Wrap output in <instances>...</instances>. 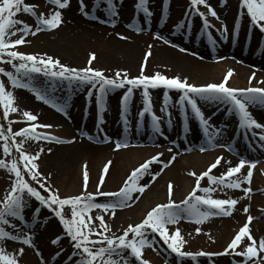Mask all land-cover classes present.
Segmentation results:
<instances>
[{
	"label": "snow or ice",
	"instance_id": "snow-or-ice-1",
	"mask_svg": "<svg viewBox=\"0 0 264 264\" xmlns=\"http://www.w3.org/2000/svg\"><path fill=\"white\" fill-rule=\"evenodd\" d=\"M47 3L57 6L59 9L68 7L70 0H46ZM80 7L87 17L89 13L83 11L87 5L84 0H79ZM107 4V13L115 17L118 13L115 10L114 0H104ZM227 0H221V6H223ZM101 0H95V7H99ZM148 0H137V9L142 10L145 16H151L152 13L147 7ZM190 11H196L203 22L204 28H211L209 21L203 12H199L196 6L204 5L208 8L210 15L216 19H219L215 9L208 5L207 0H190ZM39 5L26 3L25 0H0V63L11 64L15 69V74L11 71H6L0 68V74L6 76L10 81L13 88H24L32 91L38 100L51 104L46 93H42L37 89L32 81L33 74H43L45 77H55L69 82H78L81 86L90 85L92 89H98L99 96L97 97V103L101 104L107 95V93L115 88H124L126 85L130 86L127 89V93L122 98V104L126 107L133 93V89L143 88V97L145 100V107L139 113L142 118L146 113L151 112V101L149 98V88L156 89L163 87L165 89H175L182 92L179 98L181 110H184V105H190L192 112L199 119L203 125L205 135L211 138L219 135L216 133H209V122L205 119L200 108L197 105V100L194 97H199L203 101L219 102L226 105H231L229 111L233 109L239 114L240 127L249 130H260L259 133L253 131V135L264 142V124L255 120L251 113L248 111L249 105L260 104L264 105V88L248 87L246 89H238L227 86L229 79L234 75L232 70H229L220 83H210L203 86H197L188 83L187 79L181 80L180 77L167 78L160 73H156L153 76L144 75V70L147 62V58L151 55L149 51L145 55V64L141 67V75L134 78H129L126 72L122 73L117 71L115 78H108L101 70L91 67L92 61L96 59L95 53L90 54L88 61V67L83 69H77L69 67L60 62L59 59H54L51 56L40 57L34 54H26L19 52L18 46L27 43L26 37L31 34L35 36L40 31L54 30L58 28L62 23V12L57 10L46 15L41 12L37 15L36 9ZM241 8L246 9L250 21L253 25L259 27L261 32H264V0H241ZM21 12L31 15L36 19V27L33 30L32 26L25 23L22 20L15 19ZM97 19V17H93ZM103 22V21H102ZM17 25L22 27L17 28ZM114 26V23H113ZM179 28H183L184 25H178ZM136 31H142V29H136ZM227 25L223 26V32L227 33ZM15 40L11 39L13 36H17ZM210 35V33H209ZM126 39V37H120ZM161 39L159 35L155 37ZM165 43H169L165 41ZM185 51V49H181ZM8 57L7 60L4 57ZM13 61H19L17 65ZM255 78V73L249 78V83ZM27 82H24V81ZM264 83V81H261ZM93 95L89 90L88 96ZM167 98V92H165ZM0 106L3 108V119H8L10 113H15L18 108L14 106V96L12 92L6 91L3 81H0ZM56 110L63 112V107H58L55 104ZM169 117L171 113L168 112L167 103L165 107L161 109ZM27 122H36L38 117L29 111L22 113ZM151 120L155 131L160 132V120L161 117L151 113ZM18 121L8 120V127L5 129L4 125L0 124V140L3 141L2 152L4 157L12 155L13 149L18 153L17 157H13L9 162L0 158V169H6L9 174H14V179L11 180V187L5 193L2 200H0V264H20L19 257H22L25 252L24 247H20L15 253H6L3 247L5 240H11L21 245L31 247L35 249L33 244V238L30 234L21 233L20 228L16 224L12 223L9 218L25 221L23 215L24 209L28 206V201L25 199V195L30 198H34L40 205L48 208L56 218L59 219L63 226L65 235L73 242V252L68 258L70 262L74 260V264H131V259L134 258L138 264H151V262L144 258V249H154V236L158 235L167 245L168 249L172 253H175L180 258L190 257L195 260L197 257H212V256H224L233 255L243 258V264H264V237L257 240L251 232L250 224L255 219L253 216H247V222L239 229L237 234L228 244L227 248L223 252L208 253L199 251L196 253L184 251V245L187 243L184 237L181 235L180 229L176 228L173 234H170L169 225H175L184 219V214L187 217L192 218L195 223L201 224L211 216H231L232 210L235 209L239 203L237 199H214L211 197V193L215 191H223V189H241L244 193L243 198H250L252 192L251 187L242 188V184L247 183L251 185L253 179V169L256 167L255 161L246 162L241 160L235 167H228L226 172L219 177L211 175L212 170L216 169L223 160V157H217L215 162L212 163L208 170L201 173L196 177V184L188 196L177 204L173 199V185H168V203L160 204L149 211L143 221L136 225H129L123 230V234L110 238L107 233L111 230L105 216L103 214L92 215L93 210H101L103 213H109L110 217L115 216L117 209L125 207H131V202L134 200V194H143L147 185H141L139 181L149 174L150 167L153 163H161L162 168H168L171 162H174L176 156L171 158L169 163H163L159 157L163 153L153 156L149 160L145 161L139 167L135 168L127 179L124 181L123 186L117 192H103L101 186L105 182V175L108 174L111 161H109L103 168V174L100 176L99 183L95 193L87 191L89 182V173L87 171V165L84 166L83 180H84V192L81 195L61 197L59 190L54 189L49 183L50 176H44L39 171L40 154L44 151L43 148L36 154L28 153L24 150V143L28 140L46 141L56 143H74V140H63L54 135L38 132L37 129L51 128V125H41L38 123H31L28 127L22 128L19 131L13 132L12 124ZM127 124V120H125ZM16 137L23 138L19 142L16 141ZM105 142H109V138L105 136ZM127 142H116V150L122 147H128ZM223 146V145H221ZM206 149L201 148V151ZM51 149H49V152ZM171 151V149H169ZM230 164V162H228ZM248 163L249 170L247 175L243 179L231 180L230 178L239 174L241 169ZM22 164V167H21ZM157 174H152V180L156 179ZM189 175L196 176L195 172H190ZM28 177L26 179L25 177ZM207 178L210 185L215 187H201V181ZM39 186V189H43L48 193L47 196L43 195L41 191L33 186V183ZM201 192L204 195H198ZM111 197L113 200L105 203L96 202L97 197ZM70 207L71 218L65 217V207ZM202 206H206L202 210ZM215 210V211H214ZM244 213L249 212V206H245ZM264 212V209H261ZM39 209H36L34 216L38 215ZM99 222L98 224L96 222ZM5 226L13 229V232L6 230ZM197 234L200 233V229H196ZM96 236L97 239H92ZM153 236V239H149ZM131 237V238H130ZM63 237H57L52 241V244H57ZM240 249V250H238ZM155 250V249H154ZM36 255L40 257L41 264H48V261L43 258V254L35 249ZM127 253V255H126ZM61 255L57 252L53 257V260L57 259ZM76 258V259H74ZM239 264V262H234Z\"/></svg>",
	"mask_w": 264,
	"mask_h": 264
},
{
	"label": "rangeland",
	"instance_id": "rangeland-1",
	"mask_svg": "<svg viewBox=\"0 0 264 264\" xmlns=\"http://www.w3.org/2000/svg\"><path fill=\"white\" fill-rule=\"evenodd\" d=\"M32 1V0H30ZM161 1H164L165 3H168L171 7L174 8L173 11H175V13L177 14V16H173L172 13L170 12L165 13L164 17L162 16V11H161ZM26 3H33V2H27L25 0ZM90 2V0H89ZM164 3V4H165ZM208 5H210L213 9H215L219 19H216L214 17H212L210 15V13L208 12V8L205 7L204 5H199L196 6L199 10V12H203L205 14V16L207 17L209 23L214 26L215 28H217V30H220L221 32H223V26L227 25V30L228 32L231 33L232 36V24L234 21H240V23H243L242 28L240 26V29L242 30V32L245 31L246 27L248 25H253L250 21V17L247 14L246 9H242L241 8V0H227V2L221 6V0H207ZM104 2V0H101L100 6L97 8L99 11V14H101V18L104 21H108V23H104V25H101V23L99 22V27L104 28L105 30H107V34H112L114 37L112 38L113 40H115L116 42H121L119 39H117V36H121V37H126L128 44H134L137 43L138 48L140 49V53L137 55L136 59H135V63H134V68L133 71H129L126 69V65L123 64V60L124 58L117 56L116 58L113 59L111 64H104L101 63L98 59H95L94 61H92L91 67H93L94 69L97 70H101L104 72V75L108 78H115V73L117 71H121L122 73L126 72L128 74L129 78H134V77H138L141 75V67L142 65L145 64V55L146 53H148L149 51L151 52V54L153 53V51L156 49L155 45H157L158 48H162V49H166V50H170L176 54L182 55L187 59H190L191 61H193L194 63H205V64H210L213 66H222V71L219 75V77L216 80H210V79H203L200 78L199 74H194L192 77H186L188 83L190 84H194L197 86H203V85H207L210 83H220L222 82L224 76L227 74V72L229 70H232L233 68L231 67H239L241 69L244 68L245 70V74L243 78H238V76L236 75V73L234 72V75L229 79L228 85L229 87L232 88H238V89H246L248 87H258V88H264V83H261V81H264V73L263 71L260 73H263L262 75H259L261 77V79H258V74H255V78L251 81V84L249 83V78L253 75V73L256 71L254 68L248 66V64H241L239 63V60H234V58L232 56H222L220 54L218 55H212L209 58H203L204 53L206 54L207 49L205 48V44L208 43L206 41V39L208 40H213V37L215 36V33L213 31L209 29H205L204 31H202L201 27H200V16L196 14L195 10H192L191 13L189 14L191 5H190V0H180L179 3H177L175 0H148L147 3V7L149 8V10L151 11L152 15L151 16H146L147 21L140 26V29H142V31H136V29L134 28H129L127 29L129 34L123 35L120 32H124L123 30H116V26L118 25V19L117 16L119 14V17H121V12L122 10L127 7L128 10L132 11L133 6H137V0H114V6H115V10L118 13L115 17H113V19L109 18V15H107V4ZM226 4L232 5L231 6V11H229L227 8H225L224 6ZM168 6V5H166ZM61 11L62 12V19H63V23L56 29L54 30H50V31H40L39 33H37L35 36L29 34L26 37V40L28 41L27 43L20 45L17 47V49L14 50H18L19 52L22 53H26V54H34L40 57H45V56H51L54 59H59L60 62L64 65H67L69 67H73V68H77V69H83L85 67H88V61L90 59V54L95 53V56L97 57V50L96 49H92V48H96L97 44H92V42H89V44L86 46L87 48H84L83 53L81 54V58H80V62L79 63H75L73 60L70 59L69 54L67 53L66 55L61 53L62 50V44L58 42L59 40H61L63 37L68 36V33L65 31L66 28V22L70 21V19L68 18L69 16L67 15L69 12L70 13H74V18H76V20L78 21H85L88 23H91L89 21H92V18H88L85 17V15L83 14L81 7H80V2L79 0H70L68 7L64 8V9H59L58 7L53 8L51 11V13H53L54 11ZM205 10H207L208 15L205 13ZM84 11V10H83ZM141 11V16L143 13L142 10ZM68 12V13H67ZM88 12V11H87ZM44 13V12H43ZM49 13V15L51 14ZM175 14V15H176ZM230 15V18L228 21H226L223 16L225 15ZM187 17V20L184 22V27L181 30L177 29V26L179 25L178 22H180L179 20L182 17ZM15 19H19L24 21L25 23L29 24L30 26H32L33 30H35L36 27V23H35V19H33V17L29 14L23 13L21 12L20 14H18L16 17H14ZM99 19V17H98ZM116 21H113V20ZM129 17L128 20L129 21ZM241 19V20H240ZM244 19V20H243ZM89 20V21H88ZM112 21V22H109ZM124 26L127 24L126 20L124 21ZM114 23V26H113ZM68 25V24H67ZM17 28L22 27V25H17ZM143 27V28H142ZM254 27V26H253ZM202 31L204 34V38H197L194 37V32L197 30ZM175 33V35L177 36V41L171 39V36L169 37V33L172 31ZM116 32V34L114 33ZM210 33V35H209ZM225 34V33H224ZM159 35L160 37H162L161 39H156L155 37ZM19 33L17 36H13L11 37V39L15 40L16 38H18ZM137 37V38H144L145 41L144 42H130L131 41V37ZM225 36V35H223ZM216 37V36H215ZM183 38H188L189 41L186 43L185 40H183ZM199 40H202V43H200ZM225 40V38H224ZM254 42L259 43L257 38H253ZM165 41H168L169 43H165ZM124 43V42H123ZM180 43L184 44L185 46L180 47L178 46ZM201 47V48H199ZM181 49H185V51H181ZM151 56V55H150ZM149 56V57H150ZM149 57L147 58V62H146V66H145V70H144V75L147 76H153L156 73H160L161 75L167 77V78H174V77H180L181 80L185 79V77H182L180 75H176L175 72L170 68H168L167 66H150L148 68V61H149ZM5 60L8 59V57H4ZM13 63L15 64H19V61H13ZM228 64H231L228 65ZM227 65V66H226ZM252 66V64H249ZM0 68L5 69L6 71H11L15 74V69L12 67L11 64H7V63H0ZM135 69V70H134ZM258 71V70H257ZM205 76V74H204ZM0 81H3L6 91L12 92L13 96H14V106L18 108V111L15 113H10L8 119H3V108L2 106H0V124L4 125L5 129L8 127V120H12V121H18L17 123H13L12 124V130L13 132L15 131H19L22 128L28 127L31 123H38L41 125H50L48 124L50 122L49 119H47L46 117H43L44 114H46V112L51 113L52 115H54L55 117H59L60 119L63 117V114H61V112L56 110V107H53L52 105L55 104L58 107H63L64 110H66L67 106L69 105V107L72 108H76L77 111H79V109H81L82 102L83 101H87L89 103L93 102L94 100L97 101V97L100 95L98 89H92L90 85H84L81 86L78 82L72 81L69 82L68 80H63L60 78H55V77H45L42 73L41 74H33V85L39 89L42 93H46L47 97L50 101H52V104L49 103H45L41 100H38L36 98V95L28 90V89H24V88H13L10 81L8 80V78L6 76H3L2 74H0ZM233 81H236V85L235 83H233ZM24 82H27L26 80ZM128 85H126L124 88H120V89H111L109 92H115L116 96L114 97V101L116 100L115 106H118V102L120 101V98L123 97V95H125L127 93V89H128ZM75 89V91H74ZM165 89V88H163ZM58 91V93H61L62 95H66L67 92H72V93H76L78 95L77 98H79V100L81 101V103L78 105L77 103L74 105V102H71V100L67 101L64 98L61 99H55L54 96H51V92L53 91ZM89 90L92 91L93 95L91 97L88 96V92ZM149 91V90H148ZM66 92V94L64 93ZM164 95V92H158V95ZM109 95V94H107ZM143 95V88H136L133 89V93L131 96H142ZM159 95V96H160ZM109 98V97H108ZM88 99V100H87ZM197 100V98H196ZM198 105V102H197ZM73 106V107H72ZM155 108H157L158 106L155 104L154 105ZM199 106V105H198ZM220 110H222L221 114L219 112V108L217 109H212L210 107H206V108H202L200 107V110L202 112L203 115L207 116V118H209L213 123L212 125H215L214 127H218V128H223L225 131L227 132V135L231 134L232 132V128H230L224 121L225 117H224V111L228 108H230V105H226V104H220ZM173 108H175L173 106ZM42 109V110H41ZM41 110V111H40ZM74 110V109H73ZM218 110V111H216ZM24 111H29L32 114L36 115L38 117V120L36 122H27L26 118L23 117L22 113ZM248 111L251 113L252 117L257 120L258 122H263L264 123V110L260 109L258 110L259 113H255L252 111V109H250V107L248 106ZM219 112V114L217 113ZM227 114V113H226ZM229 115V114H227ZM62 116V117H61ZM116 116V114L113 115V117ZM43 117V119H42ZM235 124V119L233 121V125ZM232 125V127H233ZM44 128L38 129V130H43ZM44 130H49L50 132H52V134L56 137L59 138H64L63 134H58L57 130H51L50 128H45ZM43 130V131H44ZM74 132L73 130L70 131L69 134L65 135V138L68 139L70 138L69 136H74ZM23 138L21 137H16V141L19 142L20 140H22ZM80 139V138H79ZM83 140V139H80ZM227 140L225 139V142ZM3 141L0 140V145H2ZM64 144V143H63ZM78 143L75 142L74 146L77 145ZM63 146L61 143H56V142H46V141H35V140H28L24 143V150L28 153L31 154H36L37 152H39V150L41 148H43V152L40 154L39 160L37 161L38 165H39V171L44 175V176H50V181L49 183L53 186L54 189H58L59 190V195L63 198V197H69L70 196H77V195H81L84 192V184L80 185L79 187H77L76 189H74V191H72L71 193L69 192H65L66 188L64 180H66L65 178H69L71 174H75L78 178L79 173H78V168L79 166H81V164H83L80 159H78L75 162L72 161H66L65 163H60L61 165L58 164V159L57 156L55 155L54 152H52V149L50 147L47 146ZM110 145H104V146H108ZM51 149V151L49 152V150L47 149ZM168 152H169V148L171 149V151H174L171 145L170 146H165L164 147ZM124 150L122 148L119 149ZM125 152V151H124ZM198 152V151H195ZM193 152V153H195ZM222 149L221 148H214L212 150H209L206 152H198L197 155L199 156H203V155H211L209 156L204 164L202 165V167L200 169L197 170H193L196 175L199 172H202L205 170L206 167H208L209 165H211L213 162H215L216 158L219 156L220 153H222ZM51 153V154H50ZM184 153L180 154V159L185 158ZM18 153H16L15 149H13L12 151V155L9 157H4L3 156V152H2V147H0V158L5 159L7 162L10 163L11 159L13 157H17ZM149 156V155H148ZM145 157L144 159H141L140 161H138L137 163H135L131 169L127 172H124L122 174V176L120 177V183L121 184H117L114 188L109 189L106 187L105 182L104 184L101 186V191L103 192H117L119 191V189L123 186L124 181L127 179V177L129 176V174L137 167H139L141 164H143L145 161L148 160L149 157ZM151 156V155H150ZM169 157H166L162 160V158H160V161H162L163 163H169L170 160L168 159ZM105 161H101L100 165L103 164ZM237 161H234V165L236 164ZM178 163V162H177ZM173 165V164H172ZM172 165H170L168 168H162V164L161 163H153V166L158 167L157 170H159V172H156V174L158 173V175L156 176V179L153 183V185L156 183L159 184V187L163 188L165 187L166 184V180L163 179L161 177L163 172H167V170H169ZM22 167V164H21ZM257 171V172H256ZM222 172V171H221ZM218 173V174H223L222 173ZM244 172L246 173V166L244 168ZM262 172H264V153L261 154L259 160H258V164L256 165L254 172H253V179H252V184H256L259 185L260 187L264 186V177ZM129 173V174H128ZM216 173V171H215ZM26 179H28V177H25ZM161 178V179H160ZM14 179V174H9L7 172L6 169H0V200L3 199L5 193L10 189L11 187V180ZM99 179L98 175H96V177L94 178V185L93 186H89L87 187V191L91 192V193H95L96 189H97V185L99 183ZM160 179V182H158V180ZM188 179V178H187ZM122 180V181H121ZM144 180V178H143ZM194 181V180H193ZM192 179H189V184L188 187L186 188V190L184 191V195L183 198L187 197L188 194L192 191V189L195 187V181L193 182ZM30 183H33V186L37 187L39 189V186L34 184V182H31L29 180ZM150 179H147L143 184L141 185H147L148 187L146 188V190L144 191V193L141 195L139 193L134 194L135 197L138 198H134V200L131 202V207H125L122 209H117L115 214H118L120 212L122 213H128L131 216H127V219L122 221V222H117L115 221V223H113V221H111L113 218L109 217V213H103L101 210H93L92 215L95 217L96 215H101L103 214L105 216V220L107 221L109 227H110V231L107 233V235L110 238H115L118 237L120 235L123 234V230L126 229L129 225H136L139 224L143 221V219L146 217L147 213L149 211H151L153 208H155L157 205L156 202H149V204H147L145 202L144 206L145 208L143 209L142 213H140V217L138 218H134V216H132V214L130 213V211L135 207L136 202H141L142 199H144L145 194L148 193V189L151 188L152 184L150 185ZM65 185V186H64ZM202 187V186H201ZM248 187V186H246ZM264 189V187H262ZM41 191V193L45 196L48 195V193L44 192L43 189H39ZM198 195H203L202 193ZM263 195V199H264V192L259 193V195ZM214 194H211V196L213 198H218L216 196H213ZM256 194L254 192H252L250 194V196H255ZM25 199L28 201V206L24 209L23 215L25 217V221L28 225L27 227H31L33 228L32 230H28L31 232L32 234V238H33V244L35 245V248L38 249L44 257V254L46 253V251H50L48 250L47 246L51 249V251L49 252L50 255L52 254L53 256L57 253L60 252L61 255L54 260L53 264H74V260L72 262L69 261V257L71 256L72 252H73V242L70 241V239L65 235L63 226L61 225L60 221L58 218H56L54 216V214L46 207H44L43 205H40L38 201H36L34 198H30L27 195H25ZM114 198H108V197H104V196H100L97 197L96 202L99 203H105V202H109L111 200H113ZM179 203L181 202V198L178 199ZM175 201V200H174ZM252 199L249 198V203H251ZM161 203L163 204H167L168 200H163ZM137 206V205H136ZM36 209H39V213L38 215L34 216V213L36 212ZM64 214L65 217L70 219L71 218V210L70 207L66 206L64 209ZM139 215V214H136ZM10 221L14 224L17 225V227L19 228L21 226V221L13 219V218H9ZM229 219V218H226ZM264 221V216H262L261 218L256 217L253 220V223H258ZM97 224L99 223L98 221L96 222ZM245 224L244 221H240V222H236L235 223V228H234V232H237L238 229L240 227H242ZM25 227V226H24ZM170 227V225H169ZM12 229V228H10ZM28 229V228H27ZM13 230V229H12ZM49 231H51V234L47 235L49 233ZM14 234V233H13ZM46 236H44V235ZM43 236L42 239H46V242H48L47 245H45V247L41 248L40 247V238ZM57 237H63V239H61L59 241V243L57 244H50V242H52L54 239H56ZM131 238V237H130ZM152 238V237H151ZM92 239H97L96 236H93ZM161 240V239H160ZM161 242L164 244L163 240H161ZM164 249L168 250V247L166 244H164ZM18 250V249H17ZM35 250V249H34ZM32 250V251H34ZM185 250V249H183ZM198 249H194V251H197ZM200 250H205V249H200ZM214 251H219L220 248H216V249H212ZM207 251V250H205ZM170 252L169 256H173L172 258H174L175 260H187L188 261V257L185 258H180L177 257V255L175 253H172L171 250L167 251ZM13 253V251H12ZM48 253V254H49ZM127 255V253H126ZM76 259V258H74ZM173 259V260H174ZM20 260V264H24L23 260L21 259V257H19ZM46 260V259H45ZM162 261H166V260H162ZM132 262V259H131ZM162 262V263H164ZM186 263V262H185ZM225 263V262H224ZM188 264V262H187ZM251 264V263H250Z\"/></svg>",
	"mask_w": 264,
	"mask_h": 264
},
{
	"label": "bare ground",
	"instance_id": "bare-ground-1",
	"mask_svg": "<svg viewBox=\"0 0 264 264\" xmlns=\"http://www.w3.org/2000/svg\"><path fill=\"white\" fill-rule=\"evenodd\" d=\"M27 2H33L31 4L34 5H39V7L36 9L37 15H39L42 10L44 11L47 7L42 3L40 0H26ZM86 2L88 0H85ZM92 1V0H91ZM177 3L180 2V0H175ZM93 3V1H92ZM91 3V4H92ZM30 4V3H29ZM231 6L229 4H226L224 7L227 8L229 11H231ZM174 8L172 7L171 12L173 16H177L175 11H173ZM129 11L127 7H125L122 10L121 17L118 19V25L116 26V30H123L124 32H120L123 35L129 34L126 25L124 26V21L128 18L129 16ZM68 13V12H67ZM205 13L208 15L207 10H205ZM176 14V15H175ZM70 19V21L66 22V28L65 31L68 33V36L63 37L61 40L58 42L63 43L62 44V50L61 53L63 54H69V57L71 60H73L75 63L80 62L81 54L83 53L84 48H87L89 42H92V44L96 43L97 47L92 48L97 50V57L101 63L104 64H111L113 59L116 58L117 56H120L124 58L123 64H125L126 69L129 71H133L134 68V63L137 55L140 53V49L138 48L137 43L134 44H128L125 43L127 42L124 39H121V36H117V39H119L121 42H116L112 38L114 37L112 34H107V30H105L102 27H99V25L94 22V23H88L85 21H78L76 18H74V13H68L67 14ZM225 15V14H224ZM223 18L228 21L230 18V15H225ZM68 24V25H67ZM116 34V32H114ZM260 34V33H259ZM194 37H202L200 33L197 31L194 33ZM171 36V39L177 41L176 36H173L172 33H169V37ZM144 42V38H137L132 36L130 42ZM200 43H202V40H199ZM124 42V43H123ZM87 46V47H86ZM95 46V44H94ZM238 46V43H237ZM156 49L153 51L151 56L149 57L148 61V68L150 66H167L168 68L173 70L176 75H180L182 77H192L194 74H199L200 78L203 77V79H210V80H216L222 69V66H213L210 64H205V63H194L190 59L185 58L182 55L176 54L170 50L158 48L157 45H155ZM230 44L226 45H219L218 48L220 49V52L223 53L222 55L224 56L225 54H229L232 56H237L240 58L242 55V51L239 48L231 49ZM257 48L258 45H256ZM88 49V48H87ZM254 52V51H253ZM252 60L256 61L258 60L257 56L252 57ZM258 64H262L259 62ZM231 66V64H228ZM227 66V65H226ZM233 68L232 70L236 73L238 78H243L245 74V70L241 69L239 67H231ZM135 70V69H134ZM205 74V76H204ZM236 85V81H233ZM66 94V92H64ZM54 96L55 99H61L64 98L67 101L71 100V102H74V105L79 103V98L75 93L72 92H67L66 95H62L61 93H58V91H53L51 92V96ZM116 96L115 92H109V98L107 101H105L106 105L109 107V112L116 114L117 116L120 117V115L123 117H127V121L129 124L131 123V126L134 127V125H138L139 129L142 132V135L140 137L134 138L132 141L134 142H127L129 145L128 148H122L124 150H116V142L121 139V137L118 135V137L114 136L116 133V130L114 128V123H111L110 119H108V115L106 112H104L102 109L98 108L97 113H98V127L105 132V134L111 135L114 137V142L111 143L108 146H93L88 143H86L83 140H75L78 144L74 146L75 142L70 144V145H63V146H47L52 149V152L55 153L58 159V164L61 165L60 163H65L66 161H72L75 162L78 159L83 161L81 166L78 168V173L79 176L75 174H71L69 178H65L64 180L65 187V192L71 193L79 187L80 185L84 184L83 180V172H84V166L87 165V171L89 173V186L94 185V178L96 175H98V178L103 174V168L104 166L111 161V165L109 168L108 174L105 175V185L107 188L112 189L114 188L118 183H120V177L124 172H128L131 167L140 161L141 159H144L148 155V160L152 158L153 156H157L159 153H163L162 156L159 157L162 158V160L166 157H169L168 159L170 160L173 156H176V159L174 162H171L173 165L172 167L167 170V172H163L161 176L162 180H166V184L164 189L159 187V184L155 183L151 188L148 189V193L145 194L144 199L141 200V202H136L135 207L130 211L132 216L134 218L140 217V213H142L143 209L145 208L144 204L145 202L149 204V202H156L157 204H163L161 203L163 200H168V185L171 183L173 185V197L172 199L175 200L176 203H179L180 201H183L185 198H183L184 191L188 187L189 179L191 178L192 181L194 180L196 183V176L200 175V172L196 176H191L189 175L190 172H194L193 170L200 169L202 165L204 164L205 160L211 156L209 154L199 156L197 155L198 152L193 153L191 150L194 147L199 146V140L196 137H192L191 141L194 145H190L189 149H185L181 147L179 144L176 142V150L172 152H167L164 151V143L154 141L150 136L152 134L151 129H149L148 126H150V122L148 123V119L145 120V123H139V116L135 115V111L137 108H135L136 104L134 107L130 105L129 111H126L127 113L125 114L123 110H125L124 107L119 106L115 108V104L113 99ZM198 99H200L198 97ZM132 103V102H131ZM199 103L204 104V103H211L213 106H218L219 102H205L201 100ZM82 109L84 107V104H82ZM129 105V104H127ZM72 106V107H73ZM255 107V106H254ZM253 107V108H254ZM263 108L264 105H261ZM260 107V108H261ZM74 109V110H73ZM77 109L74 107L72 110L69 112V117H62L61 119L59 117H55L49 112H46V114L43 115V117H46L47 119L50 120L48 124H50L52 127L50 128L51 130H57L58 134H63V137L65 135L69 134L70 131L73 130H78L79 128V121L81 122L84 114V109ZM256 109V107H255ZM42 110V109H41ZM40 110V111H41ZM122 110V111H121ZM119 112V114H118ZM256 114L259 112L253 111ZM151 113H155L156 116L157 112L156 109L151 108L150 112V119H151ZM42 117V119H43ZM159 117V116H158ZM232 117V116H231ZM230 119H226L228 122L231 121ZM94 120H90L87 124V129L91 132L94 133L95 129V124L93 123ZM213 123V122H212ZM263 124V123H261ZM45 125V124H44ZM47 125V124H46ZM153 125V124H152ZM211 125V122H210ZM215 126V125H213ZM153 127V126H152ZM189 127L191 126V122L189 123ZM211 127V126H210ZM45 129V128H44ZM43 129V130H44ZM165 130V129H164ZM211 130V129H210ZM44 130L43 132H45ZM213 131V128H212ZM48 134H52L49 130H47ZM53 135V134H52ZM70 138L74 139L73 136H69ZM221 137V134L218 135V138ZM128 141V140H127ZM214 144L218 143V140L213 141ZM211 146L204 145V148H210ZM49 150V148H47ZM207 150V149H206ZM125 151V152H124ZM187 152V154H184L185 158L180 159V154ZM51 154V153H50ZM240 155H244L245 153L239 152ZM151 155V156H150ZM253 159H258L257 156H253ZM251 159V158H250ZM101 161H105L103 164L100 165ZM171 161V160H170ZM178 162V163H177ZM230 160L226 157L223 156V160L221 161V164L219 166V169L222 171L223 169H226L228 167H233L234 164L228 163ZM158 167L153 166V164L150 167L149 174H146L143 178L146 179L148 176L152 177V174H156V172H159L157 170ZM220 171V172H221ZM257 172V171H256ZM129 174V173H128ZM246 175L244 174L243 170L241 169V172L239 174H236L233 176V180L236 179H243ZM143 178L139 181L140 184L144 183ZM160 178V179H161ZM188 178V179H187ZM160 179L158 182H160ZM122 181V180H121ZM193 181V182H194ZM202 186L204 185L206 187L212 186L215 187L214 185H210V183L206 180L201 181ZM250 186L252 189V192H254L256 195L255 196H250L252 199L251 203L248 204L249 198H243L244 193L241 189H236V191H231L228 189H223V191H215L211 194H214L218 198L216 199H237L239 203L236 205L235 209L232 210V215L227 216L229 219H219V218H212L209 217L207 220L204 221L203 226H200V233L197 234L196 229L197 227L190 225V224H181L180 222L178 224H175L173 228L169 229L170 234H173L176 228L180 229L181 235L184 237V240L187 242L184 245L185 249L184 251L188 252H199L203 251L200 249H205L204 252L208 253H218L222 252L225 250L228 246V244L231 242V240L234 237V228H235V223L240 222L241 220L244 222H247V216L251 215L253 217L257 216V207L264 209V199L262 198L263 195H259L260 189L262 187L258 185H254L251 183V185H248L247 183L242 184V188ZM251 192V193H252ZM204 195V193H203ZM70 196V195H69ZM245 206H249V212L246 214L244 213L243 209ZM139 214V215H136ZM131 216L128 213H118L115 214L114 217L111 221L115 223L117 222H122L127 219V216ZM262 215H258V217H261ZM110 217V215H109ZM115 220V221H114ZM8 228V227H7ZM252 235L259 240L260 238L264 237V221L258 222V223H251L250 225ZM21 229V228H20ZM8 231V230H7ZM23 231V229H22ZM51 234V231L47 235ZM44 235V234H43ZM46 236V235H44ZM152 236L149 237V239H153ZM43 236L40 238V247L43 248L45 245L48 244L46 242V239H42ZM51 243V242H50ZM9 243L3 242V247L5 248ZM13 248H20L22 246H12ZM48 250L51 251V249L47 246ZM220 248L219 251H214L212 249ZM155 249V250H154ZM154 249L153 248H145L144 249V258L149 260L151 264H164L162 263V257L163 254L167 255L168 252L167 250L164 249V244L157 238V236H154ZM194 249H198L197 251H194ZM50 251H46L44 254V259H46L48 262L52 258V254L50 255ZM49 253V254H48ZM30 251H28L25 248L24 255L21 257L23 260L24 264H38L37 261L35 260V257L32 255ZM243 259V258H242ZM204 260H200L202 262ZM39 262V261H38ZM221 262H223L221 260ZM131 264H138L137 261L133 260ZM232 264V262L228 263ZM234 264V263H233ZM239 264H243V261L240 260Z\"/></svg>",
	"mask_w": 264,
	"mask_h": 264
}]
</instances>
